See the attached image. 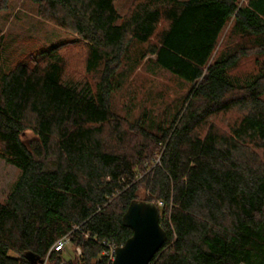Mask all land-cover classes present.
Segmentation results:
<instances>
[{
	"label": "trees",
	"instance_id": "16d2710c",
	"mask_svg": "<svg viewBox=\"0 0 264 264\" xmlns=\"http://www.w3.org/2000/svg\"><path fill=\"white\" fill-rule=\"evenodd\" d=\"M36 1L85 46L93 82L65 78L67 43L0 57V158L20 172L0 202V264H112L135 200L167 233L151 264H264V0H138L123 18L115 0ZM144 60L187 91L120 115L113 97ZM65 237L78 259L53 250Z\"/></svg>",
	"mask_w": 264,
	"mask_h": 264
},
{
	"label": "rangeland",
	"instance_id": "374dc122",
	"mask_svg": "<svg viewBox=\"0 0 264 264\" xmlns=\"http://www.w3.org/2000/svg\"><path fill=\"white\" fill-rule=\"evenodd\" d=\"M137 1L115 0L119 15L122 18L129 15ZM77 39L76 35L44 19L39 14L36 0H0V57L6 67L30 62L35 55L67 43L63 50L67 64L65 78L93 82L83 68L86 48L79 45ZM146 61L133 73L128 84L113 97L114 109L120 115L125 116L126 109L133 107L134 103L138 109L132 115L133 118L138 117L143 107L151 108L152 104H156L155 108L162 112L166 106L173 108L187 91L185 83ZM252 67L247 66L245 70L249 71ZM230 117L226 116V119ZM27 137L33 138V134L29 133ZM19 174L16 167L0 158V202L7 199ZM141 196L143 199L144 193ZM78 249L72 244L68 245L63 251V260L78 259Z\"/></svg>",
	"mask_w": 264,
	"mask_h": 264
},
{
	"label": "water",
	"instance_id": "95a60500",
	"mask_svg": "<svg viewBox=\"0 0 264 264\" xmlns=\"http://www.w3.org/2000/svg\"><path fill=\"white\" fill-rule=\"evenodd\" d=\"M159 208L153 201L131 202L123 216L124 226L133 235L123 246L117 247L112 264H151L167 241V233L160 225ZM29 261L42 264V259L33 253L25 256Z\"/></svg>",
	"mask_w": 264,
	"mask_h": 264
},
{
	"label": "built area",
	"instance_id": "2783aa9c",
	"mask_svg": "<svg viewBox=\"0 0 264 264\" xmlns=\"http://www.w3.org/2000/svg\"><path fill=\"white\" fill-rule=\"evenodd\" d=\"M70 239L69 237H65L63 239H60L53 247V250L55 251H64V249L70 245ZM116 249L117 247L114 245H109L107 250L104 251V254L109 258V260L111 261V263L114 261L115 259V253H116ZM79 254H81V250L80 248L78 249ZM50 254V253H49ZM48 258H46L44 261H42V264H48Z\"/></svg>",
	"mask_w": 264,
	"mask_h": 264
},
{
	"label": "bare ground",
	"instance_id": "6f19581e",
	"mask_svg": "<svg viewBox=\"0 0 264 264\" xmlns=\"http://www.w3.org/2000/svg\"><path fill=\"white\" fill-rule=\"evenodd\" d=\"M48 257H50V254H49V253H48V255H47V257H46V258H48ZM46 258H45V259H46ZM45 259H42V261H44Z\"/></svg>",
	"mask_w": 264,
	"mask_h": 264
}]
</instances>
